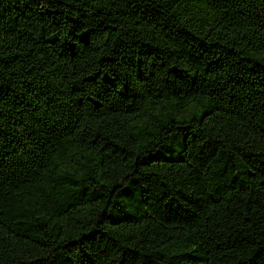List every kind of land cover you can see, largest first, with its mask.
I'll use <instances>...</instances> for the list:
<instances>
[{"label": "trees", "instance_id": "1", "mask_svg": "<svg viewBox=\"0 0 264 264\" xmlns=\"http://www.w3.org/2000/svg\"><path fill=\"white\" fill-rule=\"evenodd\" d=\"M0 264H264V0H0Z\"/></svg>", "mask_w": 264, "mask_h": 264}]
</instances>
